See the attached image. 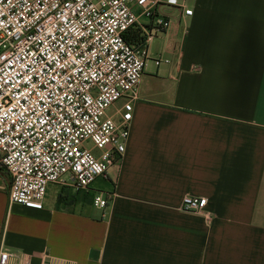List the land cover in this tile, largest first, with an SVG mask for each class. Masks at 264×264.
Listing matches in <instances>:
<instances>
[{"label": "crops", "instance_id": "1", "mask_svg": "<svg viewBox=\"0 0 264 264\" xmlns=\"http://www.w3.org/2000/svg\"><path fill=\"white\" fill-rule=\"evenodd\" d=\"M188 6L148 46L170 61L110 106L131 99L120 161L87 190L49 183L41 209L9 201L6 180L0 245L32 264H264V0ZM185 195L207 215L183 211Z\"/></svg>", "mask_w": 264, "mask_h": 264}, {"label": "built area", "instance_id": "2", "mask_svg": "<svg viewBox=\"0 0 264 264\" xmlns=\"http://www.w3.org/2000/svg\"><path fill=\"white\" fill-rule=\"evenodd\" d=\"M191 15L185 0H0V187L7 180L9 201L41 209L49 183L87 190L120 161L131 99L106 109L133 94L149 61H170L151 56L149 43ZM110 195L98 191L92 204L104 208ZM205 205L181 201L195 214L207 215ZM33 257L0 245V264Z\"/></svg>", "mask_w": 264, "mask_h": 264}, {"label": "rangeland", "instance_id": "3", "mask_svg": "<svg viewBox=\"0 0 264 264\" xmlns=\"http://www.w3.org/2000/svg\"><path fill=\"white\" fill-rule=\"evenodd\" d=\"M169 1L179 2V1H181V0H169ZM185 1H186L187 3L190 2V0H185ZM113 111H114V109H111L110 107L106 109V112H107V113H111V112H113ZM84 145H85L86 147H90V148H92L91 142H90L89 140L85 141V142H84ZM93 153H94V154H97V150H93ZM53 190H54V189H49V188H47V193H49V195H51V194L53 193Z\"/></svg>", "mask_w": 264, "mask_h": 264}, {"label": "trees", "instance_id": "4", "mask_svg": "<svg viewBox=\"0 0 264 264\" xmlns=\"http://www.w3.org/2000/svg\"><path fill=\"white\" fill-rule=\"evenodd\" d=\"M134 30H135V29H132V30H131L130 41H138V40H139L138 33H137V32L134 33ZM129 34H130V33H129ZM129 34H128V37H129ZM132 35H134V36L132 37ZM128 37H127V38H128Z\"/></svg>", "mask_w": 264, "mask_h": 264}]
</instances>
